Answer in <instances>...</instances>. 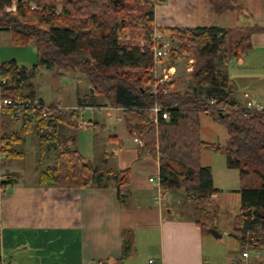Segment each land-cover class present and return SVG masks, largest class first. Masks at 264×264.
Listing matches in <instances>:
<instances>
[{
    "label": "trees",
    "instance_id": "trees-1",
    "mask_svg": "<svg viewBox=\"0 0 264 264\" xmlns=\"http://www.w3.org/2000/svg\"><path fill=\"white\" fill-rule=\"evenodd\" d=\"M163 0H0V32H9L17 46L34 43L38 62L28 69L16 61L0 65V87L5 97L38 100L47 117L22 115L13 120L20 130L0 136V152L7 160H22L26 137L33 135L36 144V178L34 186L82 189L115 186L130 182V170L107 174L100 172L72 148L81 117V108L47 105L37 96L32 79L40 67L48 70L68 69L85 76L91 85V106L97 97L111 107L122 110L131 134L144 145L139 156L150 155L159 163L162 191H181L201 208L211 205L214 188L210 167L201 164V151L207 149L225 154L227 168L238 170L242 181L255 175L258 186L242 187L240 208L234 217V228L241 232L244 246H264V112L243 109L233 92L227 75L231 60L252 48V36L258 28L219 27L164 29L179 44L180 50L194 60L191 78L194 86L184 92L172 89L176 80L159 86L152 75L154 56L150 39L155 28V7ZM16 7L14 12L8 8ZM216 12L236 8L235 0L214 1ZM143 31L144 41L120 42V31ZM179 57L178 50H172ZM174 60V59H173ZM164 89L170 90L168 94ZM214 102L212 104L211 102ZM161 103L169 108L170 119L155 125L150 108ZM202 113L224 126L229 134L225 146L201 139ZM108 175V176H107ZM10 179V180H9ZM8 176L0 188L13 184ZM15 181V180H14ZM217 209L214 214L217 215ZM214 215V216H215ZM204 233H209L201 223ZM248 234H251L247 237ZM248 238V241H246Z\"/></svg>",
    "mask_w": 264,
    "mask_h": 264
},
{
    "label": "crops",
    "instance_id": "crops-1",
    "mask_svg": "<svg viewBox=\"0 0 264 264\" xmlns=\"http://www.w3.org/2000/svg\"><path fill=\"white\" fill-rule=\"evenodd\" d=\"M214 1L163 0L155 7L154 30L169 36L162 30L258 28L259 31L251 39L252 48L231 60L235 61V65L230 67L229 64L227 75L239 103H244V94L247 93L264 105V0H235L236 8L223 13L216 12ZM13 60L19 64L18 60ZM2 61L0 49V65L4 64ZM64 72L69 73L64 69L59 71L60 74ZM178 72L177 66L176 77ZM181 83L175 84L172 88L174 92L185 91ZM37 96L43 100L38 92ZM89 99L90 95L86 94L78 106L74 104L64 108L80 107L91 111L92 100L89 103ZM101 101V104L97 100L94 102L96 106H93L95 109L92 113L96 116L97 111H104L107 117L115 119L114 128L122 131L114 132L109 137L119 147L111 153L115 160L112 170H130V182L121 188L122 200L115 186L45 188L34 186L35 179L28 182L13 180V184L0 188V258L5 257L16 264H262L264 251L260 254L259 262H252L251 254L249 259L243 260L242 253L246 247L243 243L242 250H238L226 241L227 248L224 249L222 238L204 233L201 227V223H204L198 216L201 207L197 202L187 199L183 192L163 191V198L159 200L158 190L150 182L155 176L157 179L158 161L148 154L139 156L138 146L126 129L122 110L112 107L107 112L104 107L109 103ZM95 124L97 128L98 121ZM0 126L3 135L19 131L21 123L15 122L11 113L4 111L0 114ZM103 156L110 157L107 151ZM13 161L6 167L10 175H14L13 171L19 168L15 162L17 160ZM27 165L29 174L36 176L35 164L29 161ZM204 167L211 168L214 188L218 190L211 196V205L206 209H217L215 216L218 218L225 187H235L242 179L235 169L221 174L211 165ZM240 189L226 191L237 202L241 200ZM125 199L130 200V203L127 204ZM178 207L185 208L187 214L176 215L174 210ZM215 230L222 237L225 235V232ZM233 230L235 239L239 240V232L235 228Z\"/></svg>",
    "mask_w": 264,
    "mask_h": 264
},
{
    "label": "rangeland",
    "instance_id": "rangeland-1",
    "mask_svg": "<svg viewBox=\"0 0 264 264\" xmlns=\"http://www.w3.org/2000/svg\"><path fill=\"white\" fill-rule=\"evenodd\" d=\"M100 4L106 2V0H95ZM154 32V31H153ZM152 32V33H153ZM151 36V34H150ZM11 34L9 32H0V49H1V56L3 59V63L10 62L12 59H16L19 61V64H23L27 66L29 69L33 68L34 65L38 62L37 59V50L34 43L29 44L28 46H17L14 45L12 40H10ZM164 37V44L166 45V51L168 52L166 56V62L164 66L175 65L176 69L177 66L180 70L177 74L173 77L177 83H181L184 90L192 89V78L191 73L187 72V68L189 67V60L192 59L190 55L180 50L179 44L170 38V35H163ZM120 42H128L134 41L138 42L140 39L142 42L144 41L143 31H125L122 30L119 33ZM172 50H178L180 52L179 57H173L171 54ZM33 57V59H32ZM169 59V61L167 60ZM174 59V60H173ZM1 64V63H0ZM235 65V61L230 63V67ZM66 72L69 73H62L60 74V69L55 68L53 71L48 70L44 67H40L38 73L32 79V83L35 86L36 91L39 93L41 98L45 101L47 105H60L61 107L66 106H73L74 104L80 103V100H84L85 95L88 94L91 97V85L88 80L81 74H77L73 70L64 69ZM97 103H103L100 97H97ZM91 99H89L90 103ZM96 103V104H97ZM109 107L110 104L108 105ZM82 118L84 120L92 122L94 125L95 122L98 121L99 126L97 128H90L87 130H80L78 125L77 128L79 131L75 134V140L72 144V148L80 150L84 156L85 160L90 164L94 165V167L98 168L100 172L107 174L110 169L114 168L115 160L111 157V153L113 151H117L119 147L115 146V142L113 139H110L114 132L122 133L119 129L114 128V124H116L115 119H111L107 117L104 111H97L95 116L94 113L87 110H82L81 112ZM125 121V120H124ZM126 129L129 131L128 127ZM1 126H0V136L2 135ZM130 133V131H129ZM131 137L135 138L136 136L133 134H129ZM228 138V132L226 128L219 123L213 122L210 115L208 113L201 114V139L204 142L209 143H217L222 146L226 144ZM26 141L28 143L22 147L26 151V159L24 160H17L15 161L19 168L16 171H13L14 175H10V171L6 169L7 165L11 162V160H6L0 154V175L8 174L4 176H11L16 181H25L28 182L29 180L32 181L36 178L34 175L29 174V169L27 168V163L29 161L33 162L37 167L36 163V144L32 141L33 135L26 137ZM132 139V138H131ZM132 141V140H131ZM109 153L108 158H104L103 154L105 152ZM14 162V161H12ZM201 164L202 166L211 165L218 173H226L229 172V168H227L226 164V156L225 154H217L214 151L202 149L201 151ZM108 176V175H107ZM156 180V176L153 177ZM221 178V177H220ZM4 181V180H2ZM260 183L259 179L255 175H251L248 179L241 181L235 187H225V193L222 195V210L220 216L217 218L214 216V209L207 211L206 208H201V212L198 213V216L203 221V223L208 227V229H218L222 232H225V235L222 237V245L223 248H227L226 241H229L232 246H236L238 250H242V242L235 239L234 234V225L233 220L236 214L239 212L240 208V201L235 200V197L231 199V194L228 196V192L226 190H231L233 188H242V187H253L258 186ZM157 188V187H156ZM158 190V188H157ZM162 191V190H161ZM163 191L160 192L158 190V197L159 200L163 198ZM126 203H130V200L125 199ZM170 201V199H169ZM176 203L179 202L175 201ZM170 206L173 203L169 202ZM173 208V207H172ZM176 215H183L187 214L185 208L178 207L175 210ZM241 232L238 233V236L241 237ZM251 234H248L250 236ZM248 241V238H246ZM250 246L245 247V251H249L251 254V261L252 262H259L260 254L264 251V246L251 247L253 244L249 242ZM243 250V251H244ZM264 259V258H263ZM264 264V261L261 262Z\"/></svg>",
    "mask_w": 264,
    "mask_h": 264
},
{
    "label": "built area",
    "instance_id": "built-area-1",
    "mask_svg": "<svg viewBox=\"0 0 264 264\" xmlns=\"http://www.w3.org/2000/svg\"><path fill=\"white\" fill-rule=\"evenodd\" d=\"M16 10V7L13 5L12 8H8V12H14ZM151 41L153 42V45L151 46L152 53L154 56V68L152 70V75L155 79V83L151 86L152 93H156L159 86H164L166 83L173 80V77L175 76L177 69L175 65H169L164 66L166 62V56L168 52L166 51V45L164 44V37L163 34L156 29L154 30L153 34L150 37ZM169 61V59H167ZM193 64L194 60H189V67L187 68V71L190 72L193 70ZM5 82V79L3 77H0V84H3ZM170 90L164 89V93L168 94ZM214 104V102H211ZM91 110H94V107H90ZM104 109L107 112H110L113 108L106 106ZM243 109L251 111V112H264V105L261 104L255 97L245 93L244 94V103H243ZM46 108H44L42 105H40L38 100H35L33 102H30V100H26L22 97H5L3 94V91L0 87V114L4 111H13L15 112V117L21 118L22 115H36L40 111L43 112V117H47L48 113L45 111ZM84 110V108L81 109V111ZM151 113V121L157 125L160 119L163 120H169L170 114H169V108L164 106L161 103H156L150 108ZM78 127L80 130H87L90 128H95V125L87 120H84L82 116L80 117V120L78 122ZM136 136V135H135ZM134 142L138 147H142L144 143L142 140H140L137 136L134 138ZM4 176L0 175V181L4 180ZM150 182L154 183L155 187L158 188L160 192L161 186H160V172L157 175V179L154 178L150 179ZM250 258L249 251H244L242 253V259L247 260ZM150 263H154L153 261H150ZM0 264H16L12 261H7V258L1 257L0 258Z\"/></svg>",
    "mask_w": 264,
    "mask_h": 264
},
{
    "label": "water",
    "instance_id": "water-1",
    "mask_svg": "<svg viewBox=\"0 0 264 264\" xmlns=\"http://www.w3.org/2000/svg\"><path fill=\"white\" fill-rule=\"evenodd\" d=\"M209 233H211L215 238H222V234L215 229H209Z\"/></svg>",
    "mask_w": 264,
    "mask_h": 264
}]
</instances>
